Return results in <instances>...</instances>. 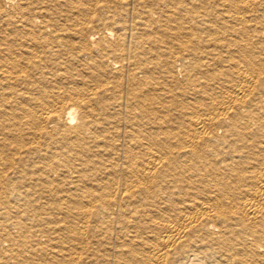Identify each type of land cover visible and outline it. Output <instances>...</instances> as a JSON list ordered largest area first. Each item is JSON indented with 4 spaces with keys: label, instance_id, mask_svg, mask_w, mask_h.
Masks as SVG:
<instances>
[{
    "label": "bare ground",
    "instance_id": "6f19581e",
    "mask_svg": "<svg viewBox=\"0 0 264 264\" xmlns=\"http://www.w3.org/2000/svg\"><path fill=\"white\" fill-rule=\"evenodd\" d=\"M0 264H264V0H0Z\"/></svg>",
    "mask_w": 264,
    "mask_h": 264
}]
</instances>
